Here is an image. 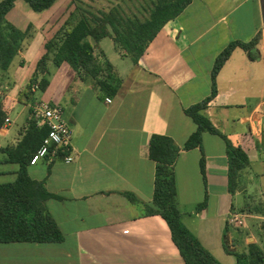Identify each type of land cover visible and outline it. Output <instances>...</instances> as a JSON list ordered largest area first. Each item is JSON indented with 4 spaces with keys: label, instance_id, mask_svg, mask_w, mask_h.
<instances>
[{
    "label": "crops",
    "instance_id": "1",
    "mask_svg": "<svg viewBox=\"0 0 264 264\" xmlns=\"http://www.w3.org/2000/svg\"><path fill=\"white\" fill-rule=\"evenodd\" d=\"M61 15L38 25L27 20L18 26L7 19L28 36L9 70H0V108L6 115L0 130V184L17 178L20 166L5 149H15L26 135L33 119L31 106L43 101L34 98L35 92L48 91L54 84L50 73H42L33 99L22 96L45 43L63 26ZM38 33L41 46L24 82V56ZM259 33L258 57L251 58L240 47L234 50L216 78L217 96L206 110L214 126L241 145L251 165L264 146L248 120L251 114H264V0H193L167 22L138 63L123 47L121 59L114 63L101 47L104 39L97 44L96 55L111 65L110 89L78 78L74 69L65 86L71 111L67 114L62 108L73 131L74 161L46 158L28 168L30 176L44 181L56 196L47 205L64 241L0 243V264H186L168 224L153 213L156 162L150 158V139L167 135L183 147L198 129L186 110L211 95L217 57L230 43L250 42ZM44 77L48 81L42 87ZM62 100L51 97L50 103ZM234 108L243 112L233 115ZM237 121L243 126L235 128ZM174 171L182 222L222 262L232 255L225 250L223 235L235 214L232 198L241 191L229 189L225 139L205 132L201 147L182 150Z\"/></svg>",
    "mask_w": 264,
    "mask_h": 264
},
{
    "label": "trees",
    "instance_id": "2",
    "mask_svg": "<svg viewBox=\"0 0 264 264\" xmlns=\"http://www.w3.org/2000/svg\"><path fill=\"white\" fill-rule=\"evenodd\" d=\"M17 0H3L0 3V70L7 71L15 57L21 51L27 31H22L7 21V15ZM36 12H43L53 7L57 0H24ZM193 0H151L149 17L137 26L130 18L125 19L118 8L109 12L87 11L76 23L63 25L54 37L45 43V53L37 63L22 96L33 99V88L40 74L48 75V63L52 56L53 63L60 67L68 63L80 79L95 80L104 90L110 89L111 65L101 62L96 55V47L103 39L112 38L116 45L125 48L131 59L138 63L149 44L161 29L177 18ZM71 17L74 15L70 14ZM89 39H93V44ZM262 39L259 33L250 42L234 41L217 57L212 72V93L200 103L186 110L198 126L183 147L167 135L154 134L150 139V158L156 162L155 193L153 213L160 215L168 224L172 239L179 249L186 264H222L182 222L177 208V186L174 165L182 150L201 147L203 134L222 136L227 143L229 157V189L235 193L241 187V174L250 166V160L241 145L233 144L211 122L206 113L209 103L217 96L216 78L225 63L238 47L249 51L251 58H257V46ZM107 73V79L103 77ZM48 79L42 78L45 87ZM6 115L0 108V130L4 126ZM47 127H39L32 119L28 131L15 149H5L12 162L19 164L17 178L13 182L0 184V243H61L64 235L52 216L47 202L56 198L51 194L44 181H37L29 174V166L36 151L48 135ZM205 169L204 162L202 163ZM229 231V227H226ZM236 256L237 264H264V245L251 243L247 251L225 249Z\"/></svg>",
    "mask_w": 264,
    "mask_h": 264
},
{
    "label": "rangeland",
    "instance_id": "3",
    "mask_svg": "<svg viewBox=\"0 0 264 264\" xmlns=\"http://www.w3.org/2000/svg\"><path fill=\"white\" fill-rule=\"evenodd\" d=\"M150 7H152L151 0H57L50 9L43 12H36L24 0H19L18 7L16 10L10 12L7 19L10 23L18 26L25 24L27 20H31L34 25H38L45 21L53 20L62 14L61 17L65 19L61 21L60 25H65L66 23H76L83 15H87L88 10L97 14L100 10L109 12L112 8H118L125 19L130 18L134 21L137 28L140 22L149 17ZM71 13L74 14L72 17L70 15ZM42 38L41 34L38 33L32 48L24 56V66L27 70L24 82L29 80V73L33 68V58L37 50L36 48L37 46H41ZM101 47L112 62L116 63L117 59H121L120 50L122 49L120 48L122 47L116 49V44L113 39L105 38L102 41ZM53 54L54 52L51 55L48 69L50 76L52 75L55 79L54 84L48 91L37 90L34 98L50 103L51 97L58 98V96H62L63 100L61 104H59L64 107L65 112L68 114L71 111V103L68 99L70 94L65 90V86L71 76L70 73L73 71V68L68 63H65L61 67L56 66L52 61ZM24 105H26V103ZM240 110L243 112L242 108H234L231 113L239 116V114H241ZM255 115L256 113L251 114L250 119H248L250 121L249 124L257 135L260 145H263L264 116L258 122V128H255ZM64 118L68 122L67 115L64 114ZM19 124V122L14 124L12 129H16ZM242 124L243 123L239 124L237 121L235 124L233 123V126L235 128H240L243 126ZM258 133L261 135L259 136ZM240 179L242 186L239 190L241 191L232 198L235 214L239 216L240 222L236 225H228L229 231L227 232L225 230L223 242L225 249L229 247L231 250L241 252L247 251L251 243L264 245V146H262L258 158L251 162L250 167L241 174ZM240 214L242 216H240ZM259 215L262 218H257ZM226 236L227 239H225ZM247 238L251 239L247 241ZM221 260L222 262H220L222 264H237V258L234 255L221 258Z\"/></svg>",
    "mask_w": 264,
    "mask_h": 264
},
{
    "label": "built area",
    "instance_id": "4",
    "mask_svg": "<svg viewBox=\"0 0 264 264\" xmlns=\"http://www.w3.org/2000/svg\"><path fill=\"white\" fill-rule=\"evenodd\" d=\"M37 88L36 85L33 89ZM31 109L33 119L36 120L37 125L47 127L49 130L40 148L33 155L31 164L35 165L46 158H62L65 163H72L74 161L72 154L73 131L64 118L62 106L44 101H35ZM7 122H9V119H7ZM238 222H240V218L237 214L230 218L231 224L236 225Z\"/></svg>",
    "mask_w": 264,
    "mask_h": 264
},
{
    "label": "water",
    "instance_id": "5",
    "mask_svg": "<svg viewBox=\"0 0 264 264\" xmlns=\"http://www.w3.org/2000/svg\"><path fill=\"white\" fill-rule=\"evenodd\" d=\"M264 116V114H261V113H258L255 115V118H254V121H255V124L258 125V120L260 118H262Z\"/></svg>",
    "mask_w": 264,
    "mask_h": 264
}]
</instances>
